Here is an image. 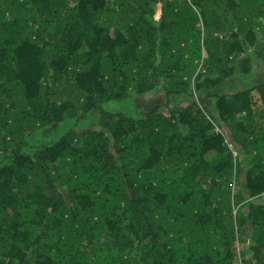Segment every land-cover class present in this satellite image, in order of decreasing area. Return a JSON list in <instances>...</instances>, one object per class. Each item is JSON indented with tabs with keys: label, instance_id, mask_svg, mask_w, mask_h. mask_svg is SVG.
I'll use <instances>...</instances> for the list:
<instances>
[{
	"label": "trees",
	"instance_id": "1",
	"mask_svg": "<svg viewBox=\"0 0 264 264\" xmlns=\"http://www.w3.org/2000/svg\"><path fill=\"white\" fill-rule=\"evenodd\" d=\"M262 64L264 0H0V264H264Z\"/></svg>",
	"mask_w": 264,
	"mask_h": 264
},
{
	"label": "rangeland",
	"instance_id": "2",
	"mask_svg": "<svg viewBox=\"0 0 264 264\" xmlns=\"http://www.w3.org/2000/svg\"><path fill=\"white\" fill-rule=\"evenodd\" d=\"M264 79V64L261 65V68L258 69L256 71V75L255 77H243V76H239L236 75L234 76L232 79L228 80L227 82L223 83L220 86V89H222L225 92H229V91H234V90H238L241 88H244L248 85H252V83L257 82L259 80ZM161 101L163 100L162 97L157 96V97H139L137 99L138 105L142 108H144L146 111L149 110L150 108H152L154 106L155 102ZM184 105L187 104V102H184ZM136 105V104H135ZM135 105L134 102L132 100H113V101H109L106 104V108H108L111 111H117V112H122L125 114H134L135 113ZM166 110L167 107H164ZM217 130H221V127L217 125L216 127ZM246 244V243H245ZM244 243H238V248L239 250H242L245 247ZM125 256V253H124ZM241 264V263H240Z\"/></svg>",
	"mask_w": 264,
	"mask_h": 264
}]
</instances>
